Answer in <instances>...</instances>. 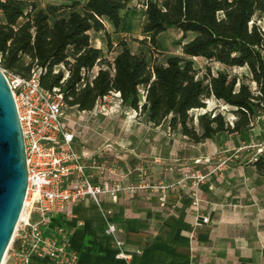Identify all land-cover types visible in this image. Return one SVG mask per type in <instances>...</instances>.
<instances>
[{
	"label": "trees",
	"instance_id": "obj_1",
	"mask_svg": "<svg viewBox=\"0 0 264 264\" xmlns=\"http://www.w3.org/2000/svg\"><path fill=\"white\" fill-rule=\"evenodd\" d=\"M131 0H73L67 6L39 9L30 0H0V68L29 77L41 71L47 90L61 87L71 106L91 111L98 99L120 92L125 106L147 115L148 122L170 127L196 143L212 140L225 132L239 133L254 125L264 112V0H150L144 33L156 45L159 36L176 28L183 56L168 57L164 64L153 62L146 53L134 54L127 41L110 48L117 55L108 59L103 49L92 44V34L107 33L123 24V13ZM110 51V49H109ZM219 63L216 74L203 72L195 60ZM100 67L91 80L92 71ZM59 67L58 74L55 69ZM65 68L69 78H65ZM248 69L247 79L232 76L229 69ZM86 83L85 87H81ZM146 101L141 104V90ZM72 98V101L69 100ZM215 98L232 108L237 116L233 128L219 114L198 117L191 112L205 109ZM264 175V154L256 161Z\"/></svg>",
	"mask_w": 264,
	"mask_h": 264
},
{
	"label": "built area",
	"instance_id": "obj_2",
	"mask_svg": "<svg viewBox=\"0 0 264 264\" xmlns=\"http://www.w3.org/2000/svg\"><path fill=\"white\" fill-rule=\"evenodd\" d=\"M144 8L147 10V5ZM95 69L91 73V80L98 74L92 75ZM59 71L57 67L55 73ZM4 73L23 127L29 190L3 264H33L35 260L46 261L47 264H78L79 255L71 248V233L58 218H69L71 208L84 200H91L98 205L106 222L104 234L111 240L117 260L134 264L133 253L129 251L127 242L118 236L115 210L106 208L104 203L110 200L118 204L124 196L134 197L142 192L160 193L161 206L165 208L167 196L174 185H151L148 183L150 177L144 171L139 182L129 181L132 169L128 173H120L104 155L107 151L95 154L85 149L84 132L89 128L90 120L106 115L103 111L112 100L124 104L121 93L112 91L98 99L93 110L82 111L79 106L69 104L61 87L45 89L38 68H34L29 77L10 71ZM68 78L69 72H66L62 84ZM85 86L86 83L81 87ZM141 92L146 97V89L143 88ZM69 100L72 101V98ZM260 115L264 120V112ZM254 148L257 149V156L263 155L264 141ZM210 176L211 173L200 172L185 176L186 181L196 180L190 191L197 220L201 217L203 204L199 187ZM210 223V217L202 219L203 225Z\"/></svg>",
	"mask_w": 264,
	"mask_h": 264
},
{
	"label": "crops",
	"instance_id": "obj_3",
	"mask_svg": "<svg viewBox=\"0 0 264 264\" xmlns=\"http://www.w3.org/2000/svg\"><path fill=\"white\" fill-rule=\"evenodd\" d=\"M0 21H4L2 15ZM96 132L90 125L84 132L85 149L100 154L104 150L102 142L99 139L90 142ZM131 137L128 135L124 145L126 153L131 154L128 164L133 172L138 171L140 174L136 175L140 177L148 168L154 182L162 179V146L156 140L132 142ZM200 145L209 155L215 153L214 140ZM172 149L170 155L176 158L172 165L176 167L171 178L177 180L181 177L180 163L193 166L195 160L206 158L204 154L193 156V146L188 143L174 145ZM202 163L198 168L212 175L199 187L203 204L198 220L191 191L182 186L169 192L165 208L161 206L160 193L142 192L134 197L124 196L118 204L110 200L104 203L106 208L115 210L118 236L127 242L134 264H264V230L260 222L251 219V212L244 213L236 201L238 194L251 191L253 185L247 187L248 181L261 175L252 172L249 176L240 167L233 172L214 174L213 162ZM132 175L129 181L136 178ZM71 213L69 218L60 216L58 221H63L71 233V248L79 255L78 264H126L117 260L111 240L104 234L106 222L95 202L81 201L71 208ZM207 217L211 223L203 225L202 219ZM33 264L47 262L35 260Z\"/></svg>",
	"mask_w": 264,
	"mask_h": 264
},
{
	"label": "rangeland",
	"instance_id": "obj_4",
	"mask_svg": "<svg viewBox=\"0 0 264 264\" xmlns=\"http://www.w3.org/2000/svg\"><path fill=\"white\" fill-rule=\"evenodd\" d=\"M35 2L39 9H47L49 6H67L70 5L73 0H30ZM84 2L85 0H81ZM150 0H131L128 9L123 13V24L119 29H115L113 26L106 24L107 33L102 32L99 34H92L93 46H101V48L107 53L108 59L113 61L116 57V52L113 48L108 47L110 43L113 47H117L120 42L127 41L131 51L134 54L146 53L153 62L164 64L168 57L171 56H183V50L179 44L182 34L181 32L173 28L166 33L159 36L157 44L151 43L150 35L144 33V28L148 23L146 16V10L144 6ZM264 25V23H263ZM101 43V45H100ZM110 49V51H109ZM196 67L203 72L207 71L208 68L212 70L214 74L218 70L222 69L219 63L208 62L202 59L195 60ZM67 72L66 69L62 68ZM100 67L95 69V72H99ZM232 76L238 75L240 79H247L252 85V90L256 91V85L247 78L250 76L248 69H229ZM141 104L143 105L146 101V97L141 92ZM205 109L195 110L191 112L193 118V125L199 128L198 117L206 113L212 117L221 114L229 127L233 128L237 116L231 111V107H224V105L215 98L209 99ZM106 115H100L97 119L90 120V127L97 130L96 137L92 138L90 142L97 141L98 139L102 142L101 146H104V151H107L105 156H108V161L115 169L120 173H128V170L132 167L128 163L131 154L126 153L125 143L128 140V135H131V141L138 142L140 139H144L148 142H159L162 146L163 160L161 173L163 178L154 182L150 177V170L147 168L146 173L150 177L148 183L151 185H163V186H177L186 187L190 189L192 184L196 180H185L186 174H206L204 170L198 166L202 165V161L213 162L211 171L215 173H226V171L233 172L239 167L241 171L250 173H258V179L255 181H248L247 187H251L250 192H244L238 194L236 201L243 212H251V219L260 222V226L264 230V175L260 174L255 166L256 161L260 158L257 156V149L254 148L260 142L264 141V120L262 115L254 121V125L246 127L239 133L225 132L215 136L214 140L216 143V150L213 155H209L206 151L201 148L200 143H196L190 138L185 137L180 131L174 130L170 127L169 120L161 126H154L148 122L147 115L142 113L141 110L135 111L132 108L120 105V101L112 100L107 104V107L103 111ZM90 134H92L90 132ZM205 142V141H204ZM188 143L193 146L194 155L200 157L201 154L205 155V160H195L193 166L181 165L179 167V173L181 175L180 180L171 178L174 173L175 165H172L176 160L175 155H170L172 146L182 145ZM203 143V142H202ZM191 149V148H190ZM183 152L181 153V156ZM180 156V157H181ZM102 157V156H101ZM184 157V156H183ZM197 161H201L200 164H196ZM133 169V168H132ZM149 170V171H148ZM136 173L133 172L134 178L132 182H139L140 177H137ZM212 175V174H211ZM244 185H246V180ZM238 182V181H237ZM238 184H240L238 182ZM202 185V184H201ZM241 186V185H239ZM244 187V186H242Z\"/></svg>",
	"mask_w": 264,
	"mask_h": 264
},
{
	"label": "water",
	"instance_id": "obj_5",
	"mask_svg": "<svg viewBox=\"0 0 264 264\" xmlns=\"http://www.w3.org/2000/svg\"><path fill=\"white\" fill-rule=\"evenodd\" d=\"M28 190L23 127L8 79L0 68V264L23 214Z\"/></svg>",
	"mask_w": 264,
	"mask_h": 264
}]
</instances>
